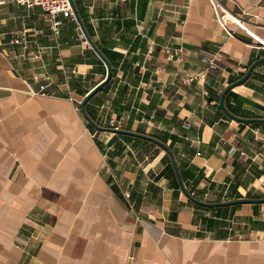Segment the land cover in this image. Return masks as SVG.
<instances>
[{
    "label": "crops",
    "instance_id": "0c3cea01",
    "mask_svg": "<svg viewBox=\"0 0 264 264\" xmlns=\"http://www.w3.org/2000/svg\"><path fill=\"white\" fill-rule=\"evenodd\" d=\"M4 1L0 264H264V204L195 207L166 150L94 131L79 105L107 65L78 20L59 15L55 37L41 7ZM221 1L251 33L222 25L211 0H74L113 66L87 111L166 141L188 190L206 201L264 193V124L219 105L238 69L264 56V0ZM25 26L40 31L41 59L11 42ZM166 45L183 46L182 59L168 60ZM252 74L227 103L264 117V63Z\"/></svg>",
    "mask_w": 264,
    "mask_h": 264
},
{
    "label": "water",
    "instance_id": "95a60500",
    "mask_svg": "<svg viewBox=\"0 0 264 264\" xmlns=\"http://www.w3.org/2000/svg\"><path fill=\"white\" fill-rule=\"evenodd\" d=\"M71 3H73V10H74V15L75 18L78 20L80 27L82 29V32L85 34V37H87V40L89 42V44L92 46V48L95 49V51L97 52L98 56L100 57L101 60L104 61V63H106L107 65V73L106 76L104 77V79L102 80V82H100L98 85H96L95 87H93L91 90H89L87 92V95L84 97V99L80 102V109L82 110V113L84 114L87 122H89L90 124H92L98 131H110L113 132L115 134H124V135H129V136H136L139 138H143L146 140H151L154 143H156L158 146H160L164 151L166 150V152H168L170 154V158H171V163L172 166L175 168V172H176V176H177V180L180 184V187L184 193V195L190 199L191 201H193L195 204L204 206V207H208V208H212V207H227V206H234V205H242L244 203L247 204H264V197H257V198H253V197H242V198H237V199H231V200H227V201H206V200H202L200 198H198L197 196H194L187 188L185 182L183 181V177L181 174V170L178 167L177 164V160L175 157V153L173 152L172 148L169 146V144L167 142H163L161 139H159L158 137H155L153 135H148L145 133H141L138 131H132V130H128L125 128H113V127H108L105 125H101L98 122H96L88 113L87 109H86V105L88 104V101L97 94V92H99L100 90H102V88L110 83L112 81V77H113V66L112 63H110L109 59L107 58V56L104 54V52L102 50H100V48H98L95 43L93 42L90 33H88L84 22L79 14V11L77 9L76 3H74V0H71ZM264 63V56L257 58L255 61H253V63L247 68V70L243 73V75L241 77H239L236 81L229 83L227 86H225L223 88V92L220 96L219 99V105L221 110L231 119L235 120V121H240L243 123H263L264 124V117H258V116H254V117H244V116H238L235 115L228 107V105H226V96L227 94L233 90L234 88L238 87V85L244 84L246 81H248L251 76L253 75V71L261 64Z\"/></svg>",
    "mask_w": 264,
    "mask_h": 264
},
{
    "label": "built area",
    "instance_id": "2783aa9c",
    "mask_svg": "<svg viewBox=\"0 0 264 264\" xmlns=\"http://www.w3.org/2000/svg\"><path fill=\"white\" fill-rule=\"evenodd\" d=\"M8 2H13L17 5L26 7L28 9H33L35 7H41L43 11L48 15V19H50L51 22V29L52 33L56 36L60 33V26L63 23L61 19H59V15H62L64 18H72L76 19L74 15L73 10V3H71V0H7ZM6 1L0 0V4L4 3ZM211 3L213 5L214 14H216V17L220 21L222 25L227 24L228 21H233L236 24L240 25L243 29L251 33L250 29L247 28L244 22L236 15H233L229 13V11L224 7L221 0H211ZM234 17H237V20L234 19ZM240 20V21H239ZM40 31L36 26H25L20 31L15 33L14 38L11 40V42L15 45L20 46L21 50H23V55L26 56L27 53L30 51L31 48L34 47V53L33 57L35 59H41L43 55L48 52L47 46L40 44ZM261 41V40H260ZM261 43L264 45V43L261 41ZM166 56L168 60H181L184 52L183 46H179L177 48H174L173 46L166 45ZM247 70V68L238 69L236 74L238 76L243 75V73ZM46 80H50V77L47 76ZM47 87V84H42L41 86V92ZM40 92V93H41ZM32 95L39 94L36 91H31ZM105 125H108L113 128H119L118 124L115 120H105ZM185 128H190L191 124L189 122H186L184 124ZM126 197H130L129 192H125ZM133 206V205H132ZM137 218L140 219V216L137 215Z\"/></svg>",
    "mask_w": 264,
    "mask_h": 264
},
{
    "label": "trees",
    "instance_id": "16d2710c",
    "mask_svg": "<svg viewBox=\"0 0 264 264\" xmlns=\"http://www.w3.org/2000/svg\"><path fill=\"white\" fill-rule=\"evenodd\" d=\"M105 54V53H104ZM106 55V54H105ZM108 58V57H107ZM255 61V60H254ZM242 76V75H241ZM241 76H238V77H233L232 79H231V82H234V81H236L239 77H241ZM234 96L235 97V95L233 94V90H231L228 94H227V96H226V105H228V107H229V109L235 114V115H240V116H244V117H251V116H249V115H246V114H243L242 112H241V108H240V106L239 107H232L231 105H229L228 103H227V100H228V97L229 96ZM243 101H246V100H241V102L240 103H242ZM88 113L90 114V116L96 121V122H98L94 117H93V115L88 111ZM99 123V122H98ZM88 124L90 125V127L92 128V129H94V131H96V132H98V130L92 125V124H90L89 122H88ZM100 124V123H99ZM255 124H259V123H254L253 125H255ZM101 125H104V124H101ZM163 141V140H162ZM164 142V141H163ZM166 142V141H165ZM175 153V152H174ZM169 155V154H168ZM169 167H171V172L174 174V178H175V181L177 182V185H178V187L180 188V184H179V182H178V180H177V176H176V172H175V168L172 166V163H171V161H169ZM257 197H263V196H257ZM257 197H254V198H257ZM212 200V199H211ZM211 200H207V201H211ZM214 201V200H213ZM189 202L190 203H192V205H194L195 207H199V208H203V209H210V208H208V207H204V206H201V205H198V204H195L193 201H191V200H189ZM217 209H226V208H222V207H218Z\"/></svg>",
    "mask_w": 264,
    "mask_h": 264
},
{
    "label": "rangeland",
    "instance_id": "374dc122",
    "mask_svg": "<svg viewBox=\"0 0 264 264\" xmlns=\"http://www.w3.org/2000/svg\"><path fill=\"white\" fill-rule=\"evenodd\" d=\"M248 194V196H250V197H257V196H263L264 195V193H262V192H258V191H256V192H253V193H247ZM252 195V196H251ZM264 197V196H263ZM243 205V204H242ZM241 205V206H242ZM244 205H249V204H247V203H244Z\"/></svg>",
    "mask_w": 264,
    "mask_h": 264
},
{
    "label": "bare ground",
    "instance_id": "6f19581e",
    "mask_svg": "<svg viewBox=\"0 0 264 264\" xmlns=\"http://www.w3.org/2000/svg\"><path fill=\"white\" fill-rule=\"evenodd\" d=\"M235 20H237V17H234ZM240 21V20H239ZM257 39H259L258 37H256ZM262 41V40H261ZM264 43V41H262Z\"/></svg>",
    "mask_w": 264,
    "mask_h": 264
}]
</instances>
